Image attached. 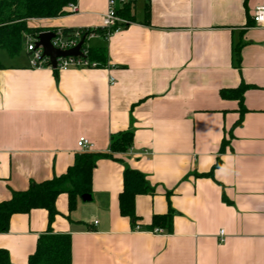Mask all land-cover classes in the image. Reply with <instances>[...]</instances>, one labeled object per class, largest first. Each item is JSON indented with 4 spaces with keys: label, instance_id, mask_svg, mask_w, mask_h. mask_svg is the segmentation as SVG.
<instances>
[{
    "label": "crops",
    "instance_id": "crops-1",
    "mask_svg": "<svg viewBox=\"0 0 264 264\" xmlns=\"http://www.w3.org/2000/svg\"><path fill=\"white\" fill-rule=\"evenodd\" d=\"M263 2H136L134 20L89 43L107 48L106 68L33 69L25 45L0 61V203L66 174L80 138L98 155L90 202L70 211L62 194L51 225L38 209L0 233L13 264L50 231L71 237L72 264H264V28L252 19ZM76 4L31 26H102L108 0ZM242 86L241 115L221 92ZM124 133L132 146L111 152ZM127 169L151 188L135 199L136 221L120 210ZM168 213L169 229H149Z\"/></svg>",
    "mask_w": 264,
    "mask_h": 264
},
{
    "label": "trees",
    "instance_id": "trees-1",
    "mask_svg": "<svg viewBox=\"0 0 264 264\" xmlns=\"http://www.w3.org/2000/svg\"><path fill=\"white\" fill-rule=\"evenodd\" d=\"M76 1L0 0V50L5 51L10 57L18 56L24 49L26 35L37 36L46 31L44 28L31 26L32 20L67 16L69 14L68 5ZM133 4H127L121 8L118 11L119 17L128 22L134 20ZM63 31L66 35H70L75 29H63ZM107 57L106 47H89L88 59L96 63L97 68L108 67ZM246 88L242 86L236 90L221 92L223 98L239 100L242 106L241 115L245 112L243 94ZM238 124H241V120ZM132 142L133 135L124 133L113 141L111 152L125 153L132 146ZM97 156L92 152H82L76 156L73 166L66 174L42 183H32L26 191H13L10 200L0 203V233L9 231L11 220L15 215H27L38 209L48 212L49 225H51L58 214L56 201L62 194L68 196L69 210H74L83 195L92 193L93 171L96 167ZM106 156L114 158L111 154H106ZM150 192L151 188L144 176L137 171L127 169L124 173V190L120 195L121 214L136 221L135 199L137 196ZM171 224V213L154 216L149 229H169ZM71 250L72 240L69 235L53 234L50 231L40 237L35 252L28 259V264H72ZM0 264H13L8 251L3 248H0Z\"/></svg>",
    "mask_w": 264,
    "mask_h": 264
},
{
    "label": "built area",
    "instance_id": "built-area-1",
    "mask_svg": "<svg viewBox=\"0 0 264 264\" xmlns=\"http://www.w3.org/2000/svg\"><path fill=\"white\" fill-rule=\"evenodd\" d=\"M139 1L148 2L150 0H108L107 11L103 17L102 26L100 28L76 29L70 35H66L63 29L52 31L55 34V37L51 41L52 46L61 51L71 50L84 40L81 47V55L78 57L58 58L56 69H53L51 66L49 58L43 55V50L36 47L38 35H26L24 37V45L26 52L29 54V67L33 69L48 68L58 72L70 69L97 68V64L90 62L88 59L89 43L95 39L108 40L111 36L120 31L128 24V21L120 18L118 11L127 4ZM68 11L69 14H75L79 11V8L76 3H71L68 5ZM252 19L255 26L264 28V2L255 9ZM111 82L114 83L115 80L112 78ZM77 145L81 152H92L93 145L86 138H80ZM221 235H223V232H221Z\"/></svg>",
    "mask_w": 264,
    "mask_h": 264
},
{
    "label": "water",
    "instance_id": "water-1",
    "mask_svg": "<svg viewBox=\"0 0 264 264\" xmlns=\"http://www.w3.org/2000/svg\"><path fill=\"white\" fill-rule=\"evenodd\" d=\"M55 37L54 32L52 31H45L40 33L37 36L36 41V47L43 50V55L47 58H49L51 66L53 69H56L57 66V59L58 58H67V57H78L81 55V47L84 43V40H82L77 47L68 50V51H61L59 49H55L52 46V39ZM57 73L58 71H54ZM81 200L83 202H90L92 200L91 195L86 194L81 197Z\"/></svg>",
    "mask_w": 264,
    "mask_h": 264
},
{
    "label": "rangeland",
    "instance_id": "rangeland-1",
    "mask_svg": "<svg viewBox=\"0 0 264 264\" xmlns=\"http://www.w3.org/2000/svg\"><path fill=\"white\" fill-rule=\"evenodd\" d=\"M9 56L7 55V53L5 52V51H3V50H0V61L2 62V63H5V62H7V61H9Z\"/></svg>",
    "mask_w": 264,
    "mask_h": 264
}]
</instances>
